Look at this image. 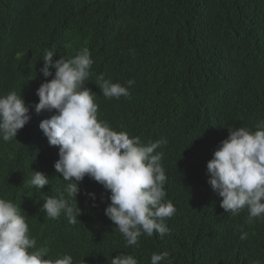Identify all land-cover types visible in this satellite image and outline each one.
Wrapping results in <instances>:
<instances>
[{"label":"trees","instance_id":"obj_1","mask_svg":"<svg viewBox=\"0 0 264 264\" xmlns=\"http://www.w3.org/2000/svg\"><path fill=\"white\" fill-rule=\"evenodd\" d=\"M82 44L91 47L93 77L135 81L129 98L103 102L101 114L143 142L167 140L159 151L176 212L166 219L170 234L126 246L104 214L109 193L100 184L77 195L75 225L63 214L49 219L47 186L58 196L64 185L51 179L40 191L29 184V161L0 153V198L48 234L46 254L87 264H111L121 253L150 264L161 252L165 264H264V220L222 211L208 197L206 168L224 127L264 119V0H0L1 62L19 54L40 72L45 50L62 55Z\"/></svg>","mask_w":264,"mask_h":264},{"label":"clouds","instance_id":"obj_2","mask_svg":"<svg viewBox=\"0 0 264 264\" xmlns=\"http://www.w3.org/2000/svg\"><path fill=\"white\" fill-rule=\"evenodd\" d=\"M3 59L0 139L5 143L0 140V153L16 154L22 162L47 163L48 169H30L29 184L40 191L49 184V176L54 180L62 177V185L67 182L63 193L42 203L46 216L57 219L63 214L75 225L82 208L76 197L87 194L84 187L90 178L109 193L104 214L116 225L126 246L138 247L142 235L170 234L166 219L176 208L165 199L167 177L159 151L167 140L143 142L128 130L114 127L101 114L103 102L129 98L135 81L93 77L89 45L62 55L45 50L41 72L52 78L36 89L38 103L34 104L31 89H26L31 77L22 56L8 53ZM10 81H15L19 95L10 91ZM222 131L226 139L206 165L211 186L208 197L218 199L214 202L227 213L247 212L249 224L264 220V119L254 126H228ZM88 195L97 200L93 193ZM21 212L18 205L0 198V264H87L76 262L69 254L49 257L48 234L40 226L29 228ZM246 238L247 233L242 232L240 239ZM167 258V252L153 253L150 264H165ZM110 261L138 264L133 255L125 253Z\"/></svg>","mask_w":264,"mask_h":264},{"label":"water","instance_id":"obj_3","mask_svg":"<svg viewBox=\"0 0 264 264\" xmlns=\"http://www.w3.org/2000/svg\"><path fill=\"white\" fill-rule=\"evenodd\" d=\"M31 66H33V68H31ZM37 66V63L35 61H26V65H25V68L29 69V74H30V77H31V74H33V69H35L34 67ZM40 68V72H38L36 69H35V76H33L31 78V97H32V100L34 102V104L38 103V97L36 96V89L39 87V85L45 80V79H51L52 77H48V78H45L41 72V68L43 67V65L41 66H38ZM14 76H17L16 73H14ZM10 85H11V90L10 91H16L17 94H18V91L15 89V86H16V83L15 81H10ZM19 95V94H18ZM23 98V97H22ZM31 166L32 167H36V168H42V169H46L48 167V164L45 163V162H42V163H36V162H31ZM42 173H44L42 171ZM47 175L49 176V174L47 173ZM57 182V180H54ZM67 183V182H66ZM66 183L64 184L66 186ZM94 183V180L90 179L87 181L86 185L88 184H93Z\"/></svg>","mask_w":264,"mask_h":264},{"label":"bare ground","instance_id":"obj_4","mask_svg":"<svg viewBox=\"0 0 264 264\" xmlns=\"http://www.w3.org/2000/svg\"><path fill=\"white\" fill-rule=\"evenodd\" d=\"M26 104L29 105V107H30V108H33V110H34V106H33V105H30V104H28V103H26ZM34 111H35V110H34ZM48 117H49V116H48ZM38 125H39V124H38ZM0 140L2 141V143H5L2 139H0ZM30 169H31L32 171H38L39 168L31 167V166H30ZM46 169H48V168H46ZM38 172H39V171H38ZM44 172H47V170L44 171ZM44 174H45V173H44ZM46 177H48V176H46ZM48 178H49V181H50L51 179L54 181V179H55L53 175H52V176H49ZM57 182H58V183H62V182H64V180L62 179V177H59L58 180H57ZM44 187H45V186H44ZM47 190H48L50 196H52V194L50 193L51 190H49L48 186H47ZM37 202L41 203V201H37ZM43 202H44V201H43Z\"/></svg>","mask_w":264,"mask_h":264}]
</instances>
